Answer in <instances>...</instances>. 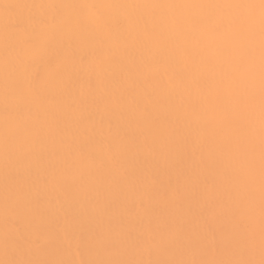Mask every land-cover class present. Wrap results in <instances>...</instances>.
I'll use <instances>...</instances> for the list:
<instances>
[{
  "label": "bare ground",
  "instance_id": "bare-ground-1",
  "mask_svg": "<svg viewBox=\"0 0 264 264\" xmlns=\"http://www.w3.org/2000/svg\"><path fill=\"white\" fill-rule=\"evenodd\" d=\"M259 4L0 0V264L211 262L189 256L202 243L179 260L166 254L189 233L171 219L190 207L180 203L188 196L209 203L197 215L212 230L204 248L237 230L228 205L236 198L254 206L252 225L264 227ZM113 18L117 29L108 23ZM91 38L98 48H90ZM174 103L179 113L170 110ZM218 121L228 125L222 133ZM185 144L192 152L205 148L206 157L164 164ZM141 146L147 154L138 152ZM136 154L148 158L146 167L128 174ZM207 157L215 162L206 166ZM234 161L254 173L253 184L233 176L240 167ZM169 178L178 198L174 191L162 203L158 190ZM151 226L143 250L124 240L132 234L139 242ZM261 249L248 247V258Z\"/></svg>",
  "mask_w": 264,
  "mask_h": 264
},
{
  "label": "rangeland",
  "instance_id": "rangeland-1",
  "mask_svg": "<svg viewBox=\"0 0 264 264\" xmlns=\"http://www.w3.org/2000/svg\"><path fill=\"white\" fill-rule=\"evenodd\" d=\"M21 1L26 2L27 0H21ZM108 23L113 28L117 29L120 27V22L117 21V18H113V19L109 20ZM87 33L89 35H92L91 33H93V32H91V29H90ZM97 43H99V41H95L94 38H91L89 40L90 48H93V49L98 48L96 46ZM60 61H62V58H54L53 59V63H59ZM71 65L75 66V65H77V63L73 62V63H71ZM74 77H75V79H77L78 75L74 76ZM116 78L118 80L123 79L122 75H117ZM61 93H62L61 95L63 96V100H68L70 98L69 94L64 93L63 91H61ZM180 109H181V107L177 106L175 103L170 105L171 111L179 113ZM215 125L220 128V129H218L220 133H222L228 127V125L225 123H222V121L216 122ZM159 140H161V139H159ZM161 141H163V140H161ZM161 141H157L155 144L157 146H159L162 143ZM121 148L126 149L125 150L126 154H129V149H127L128 144H126V143L121 144ZM205 150H206L205 148H201L199 150H195L192 152V151L188 150L187 144L182 145L177 150V153L179 155H177L175 158H173L171 160L166 159L164 161V164H169V163L170 164H180L181 159L183 160V157L189 158V157H193V156H195V157L205 156L206 155ZM145 151H146V149H144L143 146H141V148H139V150H138V152H143L144 154H147V152H145ZM147 159L148 158H145L143 160H139L137 154L131 156L130 159L128 160V163H129L128 174L133 175V174H137L140 171H142L146 167ZM215 159H216V157L215 158L214 157H207L203 161H204L206 166L207 165L209 166L215 162ZM234 162H235L234 165L237 164L240 167H238V169L233 172V176L236 177V179H238L240 183L241 182H248V184H249V182L251 181V184H253L252 178H253V176H255L254 173L251 174L252 177L248 176V174L243 170L244 167L241 168L243 166L242 164H244V163H242L240 161H234ZM158 167L159 166L157 165V168ZM244 169H246V168H244ZM35 171L37 174H40L42 172H45V169L44 168H38ZM90 176H92V174H90ZM218 176H220V174ZM169 180H170V178L168 179V181ZM171 180H172V178H171ZM171 180L169 182H171ZM169 182H167V183L165 182L162 185V187L158 190V195L161 196V199L158 197L157 201L161 200V202L163 203L162 199L163 198H165V199L171 198L170 196L173 194L174 191H175V197L178 198L177 191L175 190V188L173 186V180H172V183H169ZM241 184L243 185V183H241ZM248 184L245 186L246 187L250 186V184L249 185ZM196 186H197V188H199V186L201 188V184H196ZM248 195L249 194H246V196H248ZM195 198L188 196L186 199L181 200L180 203L186 204V202H183V201H187V203L190 202V204L192 206L190 205V207H188L187 210L185 209L186 210L185 212H182V213L180 212L179 216H178V214L175 216H172L171 219L174 222V224L177 226V229H178V225L182 226V227H186L188 232H189L188 233L189 235L186 234L187 235L186 237H183L181 235V240L179 239L180 243H178V241H176V239H175L176 244L174 245L173 244L174 241H173L171 243L173 245L166 248V254H168V255L173 254V258L175 260H179L181 258V256L184 255L185 251L187 249H189L188 246H190L192 244L202 243V244H199L196 246L197 249H193L190 252V254H189L190 257H192L193 259H195L197 257H200L204 260L205 259H212L211 262H238V261L241 262L242 261V262H248V264H261V262L264 261V241L262 243H259V241H258V236H260L261 233L262 234L264 233V230H263L264 227L262 229H260V227L254 226V224L252 225L253 221L257 220V218H254V217L252 218V213L255 212L254 208H253L254 206H252L251 208L247 207L248 205H246L245 201H244V204L246 205L245 206L243 204V201L240 200L241 198L240 199L239 198L234 199L233 200V206H231V204H229L230 203L229 202L228 203L229 207L234 208V209H232V208L228 207V209H230V210L232 209V211H230V212H232V214H230V216L231 215L234 216L233 219L236 222L235 229H237V230L234 231L235 233H233V234L227 233L219 243H215L212 246L208 245V243H207V246L204 248V242L207 241L208 239H210V236L212 234V230H211V227H208V225L202 226L199 219L197 218V215L199 217L200 213L203 214L204 212H207V210H206L207 208H206L205 204L208 202H206L204 200V198L202 199L203 200V202H202L201 196L199 198L200 200H198L197 198L195 199ZM246 198L249 199L250 197L248 196ZM242 199L244 200V198H242ZM261 199L264 201L263 196L260 198V200ZM195 200H196V202H195ZM204 201L206 202L205 204H204ZM156 202H152L150 204V208H152V209L156 208L157 207ZM246 202L248 203V200ZM255 202L256 201H254V205H257L259 203V206H260L259 201H258V203L256 202L257 204H255ZM185 204H183V205L185 206ZM186 205L189 206V204H186ZM226 205H227V203H226ZM249 205H250V202H249ZM263 206H264V204H263ZM258 209H259V207H258ZM226 210H227V208H226ZM224 212H225V209L223 210V213ZM246 213H249L248 215L250 217H248V215ZM250 213H251V215H250ZM201 214H200V217H201ZM244 214L246 215L247 218L243 217ZM240 216H242V217H240ZM235 217H238V218H235ZM166 220L169 221V218L166 217ZM123 221H124V219H123ZM262 222H263V219H262ZM220 224H222V222L219 223V225ZM126 231H127V229L123 228L122 232L125 233ZM152 232H153L152 226L145 228V230H143V234H142V236H144V235L145 236L143 238H141V240L139 242H138V239L136 237L134 238V236H132V234H130V237H127L126 236L127 234L123 235V236H124V240L126 241L127 244H132L135 246V248L138 251H141V250H143V239L145 237L152 238L153 237ZM170 232H171V230H170ZM166 233H167V235H170L169 230H165V234ZM171 233H174V231ZM176 238L178 239V236ZM219 244H221V246ZM255 244L262 245L263 249H261V251L258 252L255 257L248 258L247 253H246V249L252 245H255ZM54 251H56V254L61 252L60 249L54 250ZM157 255L158 254H156V256L154 255L151 258L152 262L157 263L160 261L159 260L160 256H157ZM171 255H170V257H171Z\"/></svg>",
  "mask_w": 264,
  "mask_h": 264
},
{
  "label": "snow or ice",
  "instance_id": "snow-or-ice-1",
  "mask_svg": "<svg viewBox=\"0 0 264 264\" xmlns=\"http://www.w3.org/2000/svg\"><path fill=\"white\" fill-rule=\"evenodd\" d=\"M260 11H261V43H262V50H264V0H260ZM264 72V69H262ZM262 117H264V112H262ZM262 123H264V119H262ZM3 264H20L17 261H5ZM63 264V262H61ZM83 264V262H82ZM95 264H142V262H133V261H126V262H110V261H101L95 262ZM151 264V262H149ZM166 264H183V262H166ZM192 264H196V262H192ZM200 264H248V262H200ZM264 264V261L261 262Z\"/></svg>",
  "mask_w": 264,
  "mask_h": 264
}]
</instances>
